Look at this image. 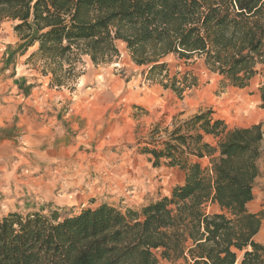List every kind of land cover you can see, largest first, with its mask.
Returning <instances> with one entry per match:
<instances>
[{"label": "trees", "instance_id": "1", "mask_svg": "<svg viewBox=\"0 0 264 264\" xmlns=\"http://www.w3.org/2000/svg\"><path fill=\"white\" fill-rule=\"evenodd\" d=\"M6 20L14 22L21 55L35 46L26 63L56 88L74 87L84 57L114 62L119 42L146 68L147 81L160 77L178 95L185 87L168 78L169 55L203 57L237 87L259 65L264 70V0H0V24ZM211 112L170 129L155 126L141 148L153 166L183 170V184L138 209L101 203L74 215L10 211L0 216V264H158L156 252L173 264H264V246L254 238L264 213L247 208L261 125L227 129ZM205 134L219 137L216 144ZM204 157L209 166L195 160Z\"/></svg>", "mask_w": 264, "mask_h": 264}, {"label": "crops", "instance_id": "2", "mask_svg": "<svg viewBox=\"0 0 264 264\" xmlns=\"http://www.w3.org/2000/svg\"><path fill=\"white\" fill-rule=\"evenodd\" d=\"M118 44L130 58L124 44ZM85 61L90 65L80 72L72 92L50 86L49 77L40 74L34 79L17 78L19 72L12 68L14 75H6V71L0 75V190L23 185L64 209L84 207L89 200H94L90 206L102 202L115 206V197H102L106 185L98 178L108 179L110 189H119L122 184L117 178H152L145 164L160 169L159 178H166L172 189L183 184L185 172L164 164L153 166L150 155L139 145H147L155 126L170 129L174 123L210 109L212 118L223 120L227 129L261 125L259 174L247 208L264 213V70L257 71L243 87L227 83L217 97L210 81L179 99L162 85H149L147 80L144 85L145 72L139 79L124 80L87 57ZM160 134L162 131L157 136ZM218 138L203 136L211 144ZM195 160L209 166L207 157ZM58 179L78 188L65 192L61 187L55 194ZM254 238L264 246V217Z\"/></svg>", "mask_w": 264, "mask_h": 264}, {"label": "rangeland", "instance_id": "3", "mask_svg": "<svg viewBox=\"0 0 264 264\" xmlns=\"http://www.w3.org/2000/svg\"><path fill=\"white\" fill-rule=\"evenodd\" d=\"M13 24L14 22L10 20H6L0 24V75L5 71L6 75H14V73L19 72L17 78L25 77L34 79L39 73L31 64L26 63L28 56L31 52H33V50L30 48L24 54H20V51L17 49L18 43L13 31ZM118 48L120 49V56L111 64L99 65V67H101L104 71L108 70L111 73L119 75V77L124 78V80H129L132 78L139 79L140 76L143 75L146 68L143 66L135 67V64L131 61V58H128L125 55L123 48L119 44ZM6 54L9 55L8 58L6 57ZM85 59L86 57H84L82 64H78L77 71L80 70L81 72L88 69L87 63L89 62H86ZM165 61L168 65V78L175 77L180 83V85L177 86L185 87L184 91L181 93V97H179L178 93L171 88L168 89L179 99L192 95L195 92L194 89H196L199 84L205 85V82L210 83V81L215 84V91L213 90V94H215L217 97L223 91L222 88H224L228 83L222 79H219L217 73L211 72L205 66L203 57L196 56L189 61H185L183 59H177L173 55H169L165 58ZM24 65L27 66L25 67ZM12 68L15 69L14 73H12ZM262 68L263 65H259L258 71L263 70ZM22 73L23 75H21ZM159 80L160 77H157L155 80L148 81V83L149 85L161 86ZM141 82H143L144 85L148 84L146 79L143 81L141 80ZM165 82L167 81L165 80ZM65 89L67 92H72L74 89H76V85H74L72 88L65 87ZM262 101L264 102V97H262ZM158 136L163 137L164 133L162 132V135L160 134ZM148 138L150 139L151 135ZM142 141L144 140H141V142ZM137 142H134L133 145H136ZM139 146L144 145L141 144ZM112 152L115 153L114 151ZM143 166L146 171L151 173L152 178H117L118 182L122 184L119 189H110L107 187L108 179L98 178L100 183H104V185H106L104 186V190L101 191L102 197H115V206L118 208L138 209L142 205L149 203L150 201L157 200L171 191V183L167 181L166 178H159L160 169H153L148 164ZM21 186L15 188L13 185L7 190H0V216L5 215L10 211L26 213L28 211H37L41 208L43 209L42 213L47 216H49L51 212H57L61 216L65 213L74 215L79 213L84 208H93L97 206H90L92 203H94V200H89L84 207L76 206L75 208L64 209L63 207L56 205L51 200L43 199L38 190H36V192L31 189H27L26 186ZM61 187H64L65 192H72L78 188L73 183L64 182V180L58 179L55 183V186L53 187L55 188L53 189L54 193L57 194ZM5 195L6 198L4 199ZM128 205H130V207ZM211 209L217 210V208L210 207L209 210ZM156 256L158 258V264H170L169 262L160 258L158 252H156Z\"/></svg>", "mask_w": 264, "mask_h": 264}]
</instances>
